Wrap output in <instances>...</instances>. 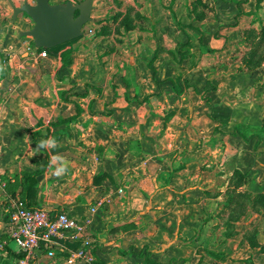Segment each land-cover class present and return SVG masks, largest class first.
<instances>
[{
	"label": "crops",
	"instance_id": "crops-1",
	"mask_svg": "<svg viewBox=\"0 0 264 264\" xmlns=\"http://www.w3.org/2000/svg\"><path fill=\"white\" fill-rule=\"evenodd\" d=\"M121 1L138 11L93 0L68 63L23 39V20L0 44L15 54L0 74V264L19 253L9 220L32 174L31 207L83 228L34 264H82L70 261L79 250L97 264H245L202 246L250 224L253 202L226 193L264 185V71L227 56L247 27L187 0Z\"/></svg>",
	"mask_w": 264,
	"mask_h": 264
},
{
	"label": "rangeland",
	"instance_id": "rangeland-1",
	"mask_svg": "<svg viewBox=\"0 0 264 264\" xmlns=\"http://www.w3.org/2000/svg\"><path fill=\"white\" fill-rule=\"evenodd\" d=\"M24 1L34 3L33 0H13L17 6L21 5ZM65 1L68 0H51L52 3ZM69 1L77 3L80 0ZM105 1L106 0H94V5L99 6ZM111 1L114 6V10L112 11H138V9H134L131 5L123 8L121 0ZM185 7L186 11H225L223 18L221 19L223 22L228 23L229 25H238V27H247L246 29L241 30V32L239 31L246 41V45L242 43L240 47L235 46V48L232 49V52L227 54V56L232 59L238 57L242 59V64L238 66L240 67L238 71L244 70L242 69V66L245 67L246 71L258 69L261 66L264 69V0H190V2L187 0ZM227 11H229V13ZM20 20L24 21L25 29H21L22 31L30 29L33 25L30 17L25 13H19L16 19L13 20L12 8L8 0H0V44L6 45V43H8L7 36L10 33H8V31L13 29L14 22ZM85 26H87V24ZM6 32L8 33L7 35ZM13 32H15V39H20L16 34L17 29H14ZM23 39H26L30 45L34 46L32 38ZM69 43L71 44L72 42H66L65 46L69 45ZM57 49V47H53L49 52L52 53L53 50L57 51ZM201 50L204 51L206 56H210L215 54L214 52L222 50V48L203 47ZM177 53L180 54L179 52ZM13 54L14 52H10L8 49L0 50V74L2 71L4 73L6 72L5 70L8 68V59ZM189 54H191V52H189ZM263 69L262 71H264ZM252 180L253 178H247L245 183L247 184L246 186H248V182ZM239 181V179L236 180V184H239L237 183ZM259 181H261V178ZM250 185V190L249 188L246 189V199L242 200L243 197L238 201L239 203L242 201L248 202L249 200L253 202V208L249 209L251 212L250 224H231L233 226L232 231L230 230L231 225L225 227L226 231L224 234L220 235L218 240L212 239L207 243H205L206 241L204 242L202 247H205L207 253H209V251L221 254L227 253L229 255L227 258L234 263L245 262V264H264V193L260 192L261 186H259L263 184L262 182H257L256 178ZM241 194L243 193L236 194V198ZM226 195H230V193H226ZM239 214L240 213H238L237 216ZM234 230L238 235L240 232H244V234L235 238ZM217 233L218 232H215L216 236L218 235ZM216 256L217 257L212 258L209 254L208 262L206 261V263L219 264L220 260H224V255L216 254Z\"/></svg>",
	"mask_w": 264,
	"mask_h": 264
},
{
	"label": "built area",
	"instance_id": "built-area-1",
	"mask_svg": "<svg viewBox=\"0 0 264 264\" xmlns=\"http://www.w3.org/2000/svg\"><path fill=\"white\" fill-rule=\"evenodd\" d=\"M93 31L89 29L88 34ZM95 208H92L94 211ZM8 227L9 238L21 254L12 264H34L42 254L52 256L60 240L72 242L80 236L82 225L64 210L52 211L46 207H30L22 202L12 206ZM0 251V260H1ZM70 261L97 264L82 250L73 252Z\"/></svg>",
	"mask_w": 264,
	"mask_h": 264
},
{
	"label": "water",
	"instance_id": "water-1",
	"mask_svg": "<svg viewBox=\"0 0 264 264\" xmlns=\"http://www.w3.org/2000/svg\"><path fill=\"white\" fill-rule=\"evenodd\" d=\"M33 1H24L17 6L13 0H8L13 19L19 13H25L33 22L30 29L20 31L19 35L32 38L36 48L49 49L80 37L84 25L92 20L93 0H80L77 3L69 0L60 3Z\"/></svg>",
	"mask_w": 264,
	"mask_h": 264
},
{
	"label": "trees",
	"instance_id": "trees-1",
	"mask_svg": "<svg viewBox=\"0 0 264 264\" xmlns=\"http://www.w3.org/2000/svg\"><path fill=\"white\" fill-rule=\"evenodd\" d=\"M57 47V51H54L53 52H58L60 51L59 55L61 57V59L63 60L64 63H68L70 61V51L64 49L65 47V43L61 44V45H58V46H55ZM54 47V48H55ZM53 48V47H52ZM47 51L51 50V48L49 49H46ZM35 174H32V175H29L27 178H26V187H25V197L24 199L22 200V203L26 206H30L31 207V204L29 203L28 200H32L33 199V195H34V190H33V184H34V181H35ZM241 193V192H240ZM240 193H237V194H240ZM240 196V197H239ZM244 197V193L241 194V195H238V198H236V196L234 195H229L228 196V200L230 201H237V203H239L238 201L240 200V198H243ZM244 200V198L242 199ZM21 254L18 253L17 257H20Z\"/></svg>",
	"mask_w": 264,
	"mask_h": 264
},
{
	"label": "clouds",
	"instance_id": "clouds-1",
	"mask_svg": "<svg viewBox=\"0 0 264 264\" xmlns=\"http://www.w3.org/2000/svg\"><path fill=\"white\" fill-rule=\"evenodd\" d=\"M42 144L44 143V142H41Z\"/></svg>",
	"mask_w": 264,
	"mask_h": 264
}]
</instances>
